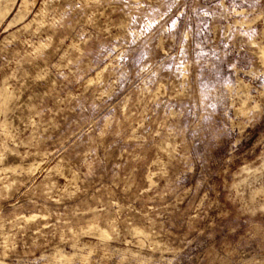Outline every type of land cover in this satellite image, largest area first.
<instances>
[{
    "label": "rangeland",
    "instance_id": "374dc122",
    "mask_svg": "<svg viewBox=\"0 0 264 264\" xmlns=\"http://www.w3.org/2000/svg\"><path fill=\"white\" fill-rule=\"evenodd\" d=\"M23 1L0 264H264V0Z\"/></svg>",
    "mask_w": 264,
    "mask_h": 264
},
{
    "label": "bare ground",
    "instance_id": "6f19581e",
    "mask_svg": "<svg viewBox=\"0 0 264 264\" xmlns=\"http://www.w3.org/2000/svg\"><path fill=\"white\" fill-rule=\"evenodd\" d=\"M27 3H28V0H24L22 2L18 12L15 14L14 18L10 22V25L11 24L13 25L14 22L15 23L18 22V20H22V21L25 20L26 17L30 14V12L24 13V11H23V8H25ZM16 5H17V0H0V23H3L7 18H9V17H11V15H13L15 7H17ZM27 26H29V24ZM261 59L264 62V48L262 49ZM11 97H12L11 93L9 92L6 85L4 84L2 89H1V95H0V111L6 109L7 105L9 104ZM32 217L34 218L35 215ZM88 229H89V231H91V233L93 232V234L95 233L96 235H99L104 240L109 238V233L106 231V229L103 230V228L98 227V226H93V225L89 226ZM134 231H136V230H134ZM141 233H142V231H141ZM53 257L56 261H58L60 263L69 264L75 259V257H77V253L75 251V253H73V254H68L62 250H56Z\"/></svg>",
    "mask_w": 264,
    "mask_h": 264
},
{
    "label": "snow or ice",
    "instance_id": "6c2138e0",
    "mask_svg": "<svg viewBox=\"0 0 264 264\" xmlns=\"http://www.w3.org/2000/svg\"><path fill=\"white\" fill-rule=\"evenodd\" d=\"M175 24H176V21H175V20H173V21H172V25H173V26H175Z\"/></svg>",
    "mask_w": 264,
    "mask_h": 264
}]
</instances>
